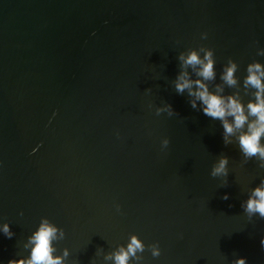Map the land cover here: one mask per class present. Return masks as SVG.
Listing matches in <instances>:
<instances>
[{
	"label": "water",
	"instance_id": "obj_1",
	"mask_svg": "<svg viewBox=\"0 0 264 264\" xmlns=\"http://www.w3.org/2000/svg\"><path fill=\"white\" fill-rule=\"evenodd\" d=\"M201 46L216 83L239 64L247 104L264 0H0V264L30 254L44 217L66 232V264H113L133 234L161 248L141 264H264V219L241 208L264 168L175 91L179 54ZM165 103L178 115H157ZM222 155L229 175L212 177Z\"/></svg>",
	"mask_w": 264,
	"mask_h": 264
},
{
	"label": "clouds",
	"instance_id": "obj_2",
	"mask_svg": "<svg viewBox=\"0 0 264 264\" xmlns=\"http://www.w3.org/2000/svg\"><path fill=\"white\" fill-rule=\"evenodd\" d=\"M202 38L206 39L207 33H204ZM257 54L264 56V49H260ZM178 58L183 70L173 82L175 91L183 94L187 90L188 96L192 98L190 105L193 109L202 111L212 120L221 122L225 146L236 142L244 157V163L256 158L259 166L264 168V142H262L264 140V63L255 61L246 68L247 75L243 81V93L251 95L253 99L245 104L241 96L239 77L236 75L239 64L235 60L229 58L219 74L221 82L216 83L214 49L204 46L198 49L191 48L181 52ZM189 67L195 73L196 79L190 78L187 71ZM226 87L236 89V91L225 94ZM156 112L157 115L163 112H167L169 116L178 115L169 103L157 108ZM169 144L170 140L167 138L162 141L163 148H167ZM229 162V157L222 155L213 165L211 176L228 177ZM222 199L228 200L229 194L226 193ZM116 207L119 211L120 206ZM241 208L249 220L256 216L264 219V179L251 190L248 199L241 203ZM3 232L9 239L15 235L8 224L4 225ZM65 238V230L44 217L38 230L28 238L27 244L24 245L26 250L30 249V254L26 258L10 259L8 264H66L70 256L68 248L63 249L62 255L55 254L58 251L56 244ZM261 244L264 245V239L261 240ZM146 248L150 249L153 257L161 255L158 242L145 245L143 240L133 234L126 246L119 245L115 251L105 255L104 260L111 261L113 264H130V260L134 261V264H141L144 259L141 254ZM232 264H247V258L240 257Z\"/></svg>",
	"mask_w": 264,
	"mask_h": 264
}]
</instances>
